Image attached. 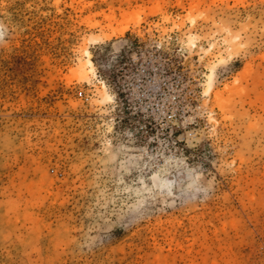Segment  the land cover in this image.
<instances>
[{"label":"rangeland","instance_id":"1","mask_svg":"<svg viewBox=\"0 0 264 264\" xmlns=\"http://www.w3.org/2000/svg\"><path fill=\"white\" fill-rule=\"evenodd\" d=\"M0 264H264V0H0Z\"/></svg>","mask_w":264,"mask_h":264},{"label":"bare ground","instance_id":"2","mask_svg":"<svg viewBox=\"0 0 264 264\" xmlns=\"http://www.w3.org/2000/svg\"><path fill=\"white\" fill-rule=\"evenodd\" d=\"M84 51H85V54H86L85 55V59L81 58L79 60V69L81 71H85V69H91V71H94L95 68H94L93 62L91 60L90 53L87 50H84ZM211 80H212V76H210V82H208L209 85H211ZM106 98L111 99L112 97L107 94Z\"/></svg>","mask_w":264,"mask_h":264}]
</instances>
